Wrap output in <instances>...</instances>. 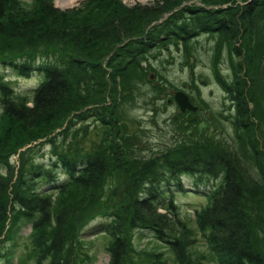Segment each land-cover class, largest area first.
I'll use <instances>...</instances> for the list:
<instances>
[{
    "label": "trees",
    "instance_id": "obj_1",
    "mask_svg": "<svg viewBox=\"0 0 264 264\" xmlns=\"http://www.w3.org/2000/svg\"><path fill=\"white\" fill-rule=\"evenodd\" d=\"M191 1L201 6H186ZM203 34L226 40L236 57L235 85L225 89L235 108L234 129L244 133L245 142L230 149L190 140L133 161L126 159L123 147L111 146L110 155L100 152L78 161L58 157L47 167L32 165L27 177L22 161L16 169L5 160L0 163V238L17 211L38 231L39 262L73 264L66 243L76 237L79 225L98 215L108 220L98 230L111 239L108 264H133L131 230L151 234L171 249L177 264H190L195 239L173 199L175 190L187 193L183 178L189 176L195 187L208 188L194 191L207 203L194 208L193 217L217 263L264 264L254 242V230L264 222V151L259 149H264V106H259L264 105V81L260 89L254 67L264 55V0H158L132 8L121 0H86L65 11L53 0H34L31 6L0 0V64L19 76L37 71L42 78L27 101L14 99L0 77L2 113L25 128L46 122L47 131L58 129L86 104L106 109L96 97H112L117 83L154 49L186 44ZM37 51L60 57L38 67L13 62L25 56L30 61ZM108 111L105 117L95 109L89 115L106 124ZM114 167L122 177L113 189L114 210L105 213L100 200ZM38 179L48 192L59 193L56 204L33 191ZM155 256L152 264H164L161 254Z\"/></svg>",
    "mask_w": 264,
    "mask_h": 264
},
{
    "label": "rangeland",
    "instance_id": "obj_2",
    "mask_svg": "<svg viewBox=\"0 0 264 264\" xmlns=\"http://www.w3.org/2000/svg\"><path fill=\"white\" fill-rule=\"evenodd\" d=\"M19 1L31 6L34 0ZM84 1L86 0H72L67 4L66 0H53V4L65 11L79 7ZM156 1L158 0H121L125 8L152 5ZM186 6L201 4L191 1ZM227 6L223 5L222 8ZM27 57L13 62H28L33 67L44 66L55 63L60 54L40 56L37 51L29 57L32 58L30 61ZM235 60L227 41L215 34L200 35L186 44L167 43L140 59L139 65L124 76L123 82L117 83L112 97H96L106 109L98 110L95 106L86 104L77 113L67 116L61 127L52 131H47L46 122L43 125L40 122L41 125L37 127L25 128L8 120L4 117L0 104V163L9 159L17 169L22 161L24 175L27 177L32 165L47 167L58 161V157L78 161L100 152L110 155L111 146L119 151L120 146L123 147L129 161L158 156L178 144L187 145L190 140L220 143L234 149L246 139L241 130L236 132L234 129L235 108L225 89L235 85L236 73L232 66V63L235 65ZM254 67L259 87L263 89L264 55L261 60L259 58L255 61ZM238 75L242 78L241 73ZM0 77L12 90L14 99L27 101L31 96L30 91L42 79L37 71L22 77L3 64H0ZM177 93L187 98L194 111L180 112L174 99ZM259 106L262 109L264 105L260 103ZM94 109L104 117L105 111L109 110L105 118L109 123H101L97 117L89 115ZM259 149L264 151L260 147ZM121 177L122 171L115 167L107 175L104 198L100 200L99 206L101 212L114 210L116 198H113V189ZM183 182L188 189L187 193L175 190L173 199L195 239L194 245L189 249L190 264H218L193 217V209L207 203L201 193L196 194L194 191L198 188L203 192L208 188L203 185L195 187L189 176H185ZM32 186L33 191L42 192L43 196L50 197L56 204L59 193L48 192L45 189L48 185L43 180L38 179ZM12 217L7 221L0 238V264H42L35 250L38 231L33 230L32 222L21 217L17 211ZM107 222V219L96 215L78 226L76 237H72L71 243L67 242L65 246L72 250L73 264H108L111 239L98 232L101 225ZM258 230H254V242L264 255V222L262 229L259 227ZM129 237L133 248L129 258L133 264H152L155 262L153 257L157 254L162 255L158 258L164 264H177L171 249L155 241L151 234L131 230Z\"/></svg>",
    "mask_w": 264,
    "mask_h": 264
},
{
    "label": "water",
    "instance_id": "obj_3",
    "mask_svg": "<svg viewBox=\"0 0 264 264\" xmlns=\"http://www.w3.org/2000/svg\"><path fill=\"white\" fill-rule=\"evenodd\" d=\"M174 99L180 112H184L186 110L194 111V108L189 104L187 98L183 94L181 93L175 94Z\"/></svg>",
    "mask_w": 264,
    "mask_h": 264
},
{
    "label": "bare ground",
    "instance_id": "obj_4",
    "mask_svg": "<svg viewBox=\"0 0 264 264\" xmlns=\"http://www.w3.org/2000/svg\"><path fill=\"white\" fill-rule=\"evenodd\" d=\"M72 0H66V3L67 4H70Z\"/></svg>",
    "mask_w": 264,
    "mask_h": 264
}]
</instances>
